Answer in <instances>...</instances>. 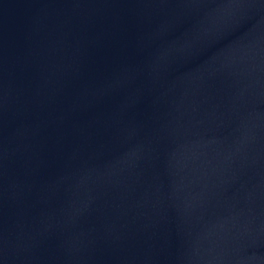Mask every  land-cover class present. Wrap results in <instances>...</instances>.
Instances as JSON below:
<instances>
[{
    "label": "water",
    "instance_id": "1",
    "mask_svg": "<svg viewBox=\"0 0 264 264\" xmlns=\"http://www.w3.org/2000/svg\"><path fill=\"white\" fill-rule=\"evenodd\" d=\"M0 264H264V0H0Z\"/></svg>",
    "mask_w": 264,
    "mask_h": 264
}]
</instances>
